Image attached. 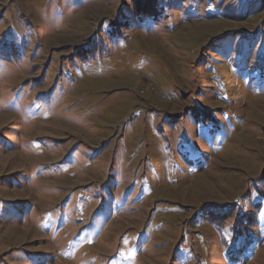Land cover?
<instances>
[{
	"label": "rangeland",
	"instance_id": "374dc122",
	"mask_svg": "<svg viewBox=\"0 0 264 264\" xmlns=\"http://www.w3.org/2000/svg\"><path fill=\"white\" fill-rule=\"evenodd\" d=\"M0 264H264V0H0Z\"/></svg>",
	"mask_w": 264,
	"mask_h": 264
}]
</instances>
